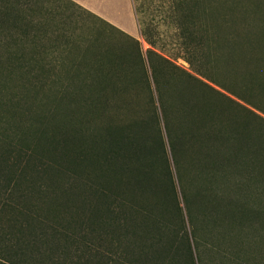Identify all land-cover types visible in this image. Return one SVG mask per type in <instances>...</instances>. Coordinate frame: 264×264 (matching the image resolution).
Masks as SVG:
<instances>
[{
	"label": "trees",
	"instance_id": "trees-1",
	"mask_svg": "<svg viewBox=\"0 0 264 264\" xmlns=\"http://www.w3.org/2000/svg\"><path fill=\"white\" fill-rule=\"evenodd\" d=\"M55 1L46 7V0H0V79L2 86L21 92L8 104L0 103V115L5 111V122L14 129L11 140L0 139V264H196L199 244L195 260L184 221L182 233L176 234L166 220L170 212L180 218V209L139 42L72 0ZM166 1L177 46L190 69L264 114V17L259 9L246 0H212L201 10L200 0ZM61 4L85 19L65 14ZM104 31L137 46L142 81L127 75L109 82L89 72L103 67ZM139 31L149 46L162 110L160 73L151 60L159 32L153 24ZM137 88L147 95L148 116L120 124L103 119L109 109L130 106L135 99L131 103L128 96L135 94L129 91ZM209 90L236 112L192 102L185 91L174 96L173 90L170 96L176 98L169 103L183 108L173 111L175 129L162 110L184 207L191 216V207L198 206L222 222L240 226L243 220L244 226L262 227L264 209L250 206L244 197L264 195V127L245 119H264ZM20 100L29 106L28 126L19 122ZM48 107L55 109L54 118L40 113ZM240 110L250 115L239 117ZM179 114L183 119L175 118ZM190 170L197 188L187 192L181 181ZM68 203L69 213L73 204L79 219L86 216V225L73 228L91 234L70 233L72 218L66 225L56 222L66 215ZM211 203L227 206L229 217H216ZM8 224L13 231H5ZM216 235L230 240L231 248L245 246L249 236Z\"/></svg>",
	"mask_w": 264,
	"mask_h": 264
},
{
	"label": "rangeland",
	"instance_id": "rangeland-1",
	"mask_svg": "<svg viewBox=\"0 0 264 264\" xmlns=\"http://www.w3.org/2000/svg\"><path fill=\"white\" fill-rule=\"evenodd\" d=\"M94 3H101L103 9L107 12L106 15H111L112 19L115 23L125 30L124 32L130 35L134 40L139 42V51L141 54L142 62L144 65V70L148 75V80L152 90V97L154 100L155 112L157 114L159 120V128L161 132L162 139L164 141L165 151L167 154L168 162L170 164V170L172 173V180L175 186V194L176 199L178 201V206L180 209V218L178 213H168L166 214V220L170 224V229L174 231L176 234L182 233V223L181 220L184 221L185 231L189 236V240L191 242V246L193 248V255L195 256L196 260V252L197 246L199 244V259L198 262L196 260V264H264V235L261 237V234H264V224L262 227L256 223H248V226H244L243 220L240 222V226L236 225V222L233 220H224L222 222L220 219H216L212 214H204L203 210L200 207H191V214L192 216L187 213L186 208L184 207L182 201V194L179 187L177 173L175 171L174 165L172 164L171 155L169 152L168 141H167V132L165 129V121L163 120L164 116L162 114V110L165 109L166 112L169 114V118L167 123H169L170 127L174 128V119H173V111L175 110H182L180 105L174 109V106L170 104V100L176 98L174 97L176 92L181 95L185 91V98L191 100L192 102L198 101L203 102L205 101L206 104L212 108V104L215 105H223L227 109L228 112H236L233 110L232 106L225 102L222 98H217L210 88H214L225 94L226 96H230L224 90L212 85V82L206 78L196 75L191 69L189 64L185 60L184 52L179 49L176 43V31L175 27L169 22L171 18V13L168 10L167 1L166 0H125V8L128 11L130 8L132 12V20L129 19L122 0H110L111 2L105 3L102 2L104 0H92ZM251 6H256L259 9V13L262 14L264 17V0H246ZM212 0H200L199 9H203L207 7L208 3L210 4ZM57 4L58 1L55 0H46L45 6H53L52 4ZM87 9L92 10L90 6L84 5ZM54 7V6H53ZM99 8V7H98ZM99 9H102L101 7ZM102 9V11H103ZM60 10L65 12V14H71L74 18L78 19H85V16H81L78 11L69 6H65L63 4L60 5ZM104 12V11H103ZM75 15V16H74ZM88 24L90 22L88 21ZM146 24H153L159 32V36H157L156 47L153 50L154 54H151V60L157 66V73H160L159 80V88L164 93L165 98V107H164V98L160 95V104L158 102V93L156 91V84L154 83L153 74H155L154 70L150 68V62L147 58L146 50L149 46L142 40L140 36V27L145 26ZM77 25H81V22H78ZM95 28L101 27V25L97 23L92 24ZM118 28V27H117ZM119 28V29H120ZM120 29V30H122ZM122 30V31H123ZM103 31V29H102ZM156 37V36H155ZM102 44L105 47V53L102 59L103 67L92 68L90 73L95 75L107 76L109 82H113L116 79H120L121 76L133 77L136 81H142L138 76L142 75V70L140 68V64L138 63L137 59V46L130 41L129 39H125L124 37L115 35L111 32L102 33ZM191 74L195 80L188 79L187 75ZM209 75H212L211 67H209ZM156 77V74H155ZM122 78V77H121ZM206 84L210 88L202 87L201 83ZM3 80L0 79V103L8 104L9 99L11 97H20V93L18 90L14 89L13 86L7 85L2 86ZM186 83V84H184ZM10 84V83H9ZM183 84L187 86V88L183 89ZM174 91V96H170V91ZM207 92L206 95L204 92ZM130 93H133V97L131 95L128 96V101H132L135 99V103L133 102L130 106L119 109V108H112L109 109L108 112L104 115L105 120H112L114 123H125L130 121L133 117L138 116L139 114H143L141 117L148 116L149 110L147 109V95L144 93L143 88H137L136 90H130ZM235 99L239 104L245 106L246 108L252 110L259 118L264 119V114L253 110L249 106L245 105L244 103ZM137 99V100H136ZM174 102V100H173ZM216 106V105H215ZM29 106H26L24 101L20 100L19 106V122L23 126H28L31 122L30 113L27 110ZM235 107V106H233ZM236 108V107H235ZM45 111H40V113L44 114L47 118H54L51 114L55 113L54 108H45ZM47 111V112H46ZM5 112V111H4ZM3 111L0 115V131L2 134L0 136H6L0 139L2 141L13 138L14 131L13 127L7 125L6 115ZM239 117L244 115H250L245 111H237ZM29 115V119L27 116ZM183 115L179 114L178 117L175 116L177 119H183ZM250 121L254 126L264 127V122L260 119H256L255 117L252 119H245ZM210 122H208L207 130L212 132V126H209ZM206 128V127H205ZM204 128V129H205ZM177 130V129H176ZM178 131V130H177ZM199 144H202L200 140L196 141ZM196 143V144H197ZM194 172L188 171L183 173V180L181 181V185L183 189L187 192H192L194 188H197V183L194 180ZM202 187V186H198ZM245 202H248L250 206H254L255 208L264 209V195L259 194L257 197H252L251 199L245 198ZM88 203H94L91 200ZM66 215L60 216L59 219H56L57 223L66 225V220L72 218L74 220V224L71 226V229L68 228V231L73 234H91L89 229H74L73 226L78 228V223L85 222L86 225V216L79 219V216L76 214L75 210L68 211L69 203L66 205ZM210 210L217 214L216 217L221 216L222 214L226 217H229L230 213L227 206H212L210 205ZM189 216V217H188ZM211 217V218H210ZM219 220V221H217ZM0 220V228L3 226ZM263 221V220H262ZM216 222V223H215ZM7 226V225H6ZM8 224L5 231H13L12 227ZM244 226V227H243ZM4 227V226H3ZM10 228V229H9ZM243 228V229H242ZM72 230V231H71ZM216 234H248L247 237L248 243L245 246H230V240L227 241L222 237H217ZM259 236V237H258ZM195 247V248H194Z\"/></svg>",
	"mask_w": 264,
	"mask_h": 264
},
{
	"label": "crops",
	"instance_id": "crops-1",
	"mask_svg": "<svg viewBox=\"0 0 264 264\" xmlns=\"http://www.w3.org/2000/svg\"><path fill=\"white\" fill-rule=\"evenodd\" d=\"M72 1H74V2H76L77 4L83 6L84 8H86L84 5H88V6L92 7V8H91L92 10H89V9H88V10L91 11L92 13L98 15L99 17L103 18L104 20H106L107 22L111 23L112 25H114V26L120 28V27L115 23V21L111 18V17H112L111 15H106L107 12L103 9V6H101V5H102L101 3L97 4V3H94L92 0H72ZM101 1H102V0H101ZM102 2L109 3V2H111V1H110V0H104V1H102ZM122 3H123L124 8H125V3H126V1H125V0H122ZM98 7H99V8L101 7V8L103 9L104 12L102 11V9H99ZM86 9H87V8H86ZM125 11H126L128 17H129V19L132 20V12H131L130 8H128V11H127L126 8H125ZM120 29H122V28H120ZM122 30H123V29H122ZM123 31H125V30H123Z\"/></svg>",
	"mask_w": 264,
	"mask_h": 264
}]
</instances>
